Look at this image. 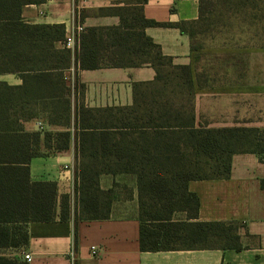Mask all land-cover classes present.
I'll return each instance as SVG.
<instances>
[{
	"label": "trees",
	"instance_id": "obj_1",
	"mask_svg": "<svg viewBox=\"0 0 264 264\" xmlns=\"http://www.w3.org/2000/svg\"><path fill=\"white\" fill-rule=\"evenodd\" d=\"M47 1L0 0V74L23 80H0V251L27 246L31 222L57 218H74L77 240L79 221L109 219L115 199L132 196L121 182L103 188V175L120 174L136 177L143 251L246 248L240 231L245 223L199 219L200 198L189 183L229 178L238 153H256L264 161V129L198 126L192 65L176 64L146 29L177 27L198 51V36L221 38L220 48L234 47L241 40L236 27L247 34L258 25L263 31L252 33L249 46L264 47V0H200L198 20L175 23L146 17L147 0L117 2L97 13L119 16L120 23L86 27L74 51L65 44L64 23L24 18L27 5ZM74 59L71 83L67 72ZM141 66L153 67L156 76L133 83L132 104H86L80 70ZM36 120L51 129L28 130L26 123ZM73 141L74 210L72 196L60 194L56 181L31 175L33 158L68 150ZM0 264L29 263L0 254Z\"/></svg>",
	"mask_w": 264,
	"mask_h": 264
},
{
	"label": "crops",
	"instance_id": "obj_2",
	"mask_svg": "<svg viewBox=\"0 0 264 264\" xmlns=\"http://www.w3.org/2000/svg\"><path fill=\"white\" fill-rule=\"evenodd\" d=\"M129 0H49L27 5L23 16L29 23H64L67 36L78 24L88 26L117 25L119 16L100 15L97 10ZM146 17L160 22H193L200 17V0H147ZM146 32L173 56L176 64L192 65L196 88V124L209 128L258 127L264 129V47H209L202 44L192 50L189 34L174 26L148 27ZM76 61L67 79L74 83ZM85 84V102L92 107L130 105L133 83L155 79L151 66L80 70ZM0 80L21 84L15 73L0 74ZM28 130L51 129L42 121L26 123ZM54 130L56 128H53ZM60 129V128H57ZM45 150V147H42ZM75 141L68 150L32 159L33 180H53L60 194H70L75 209ZM264 161L256 153L233 156L229 178L195 180L189 189L200 198L202 221H240L243 242L241 251L233 249H197L143 251L140 244L138 188L134 175H103V188L115 181L130 186V196H118L109 219L79 221L78 238L75 220L57 218L50 222L29 224L30 242L23 248H8L0 254L29 264H264ZM129 195V194H128ZM247 232L256 239L246 236ZM99 255L92 254V247ZM72 251H75L74 261ZM31 258L26 259L25 255Z\"/></svg>",
	"mask_w": 264,
	"mask_h": 264
},
{
	"label": "rangeland",
	"instance_id": "obj_3",
	"mask_svg": "<svg viewBox=\"0 0 264 264\" xmlns=\"http://www.w3.org/2000/svg\"><path fill=\"white\" fill-rule=\"evenodd\" d=\"M258 25L256 26H253L251 27V30H249V32L247 34H245L247 31H242L243 28L241 29H238V27H236V31L238 32L237 33V36L241 37V40H238L236 42H239V46H249V45H252V42H250L249 38L251 37L252 33H254V31H263L262 29V26H259L257 27ZM198 43L200 44H203L205 46H209V47H217L218 45H220V43L223 42V40L221 38H218L216 41L214 40H211L210 38H205L204 41L202 39V37L198 36ZM235 41H233L234 43ZM231 42H228V45L230 44ZM258 43H261L258 41ZM74 51V50H73ZM244 229H241L240 231L243 232Z\"/></svg>",
	"mask_w": 264,
	"mask_h": 264
},
{
	"label": "built area",
	"instance_id": "obj_4",
	"mask_svg": "<svg viewBox=\"0 0 264 264\" xmlns=\"http://www.w3.org/2000/svg\"><path fill=\"white\" fill-rule=\"evenodd\" d=\"M85 27L81 24H78L76 27H75V30L74 32L71 34V35H68L67 38H66V46L72 50L75 49L76 47V43H77V39H78V36L80 35V33L82 31H84ZM99 248L97 246H93L92 247V254L97 256L99 255ZM72 257H73V261H74V255H75V251H72ZM25 258L26 259H30L31 258V255L30 254H26L25 255Z\"/></svg>",
	"mask_w": 264,
	"mask_h": 264
}]
</instances>
